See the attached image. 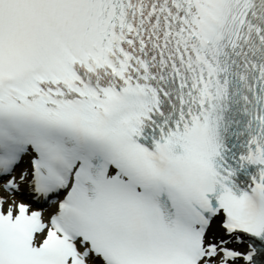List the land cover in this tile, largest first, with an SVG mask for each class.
Returning a JSON list of instances; mask_svg holds the SVG:
<instances>
[{
  "label": "snow or ice",
  "instance_id": "snow-or-ice-1",
  "mask_svg": "<svg viewBox=\"0 0 264 264\" xmlns=\"http://www.w3.org/2000/svg\"><path fill=\"white\" fill-rule=\"evenodd\" d=\"M0 264H264V0H0Z\"/></svg>",
  "mask_w": 264,
  "mask_h": 264
}]
</instances>
